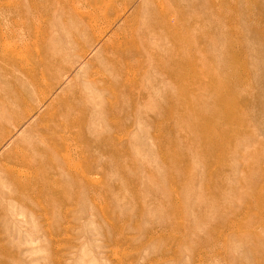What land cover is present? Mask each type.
<instances>
[{
  "label": "rangeland",
  "instance_id": "rangeland-1",
  "mask_svg": "<svg viewBox=\"0 0 264 264\" xmlns=\"http://www.w3.org/2000/svg\"><path fill=\"white\" fill-rule=\"evenodd\" d=\"M158 1L85 37L97 0H0L15 51L65 53L47 102L16 107L30 60H0V264H264V0Z\"/></svg>",
  "mask_w": 264,
  "mask_h": 264
},
{
  "label": "bare ground",
  "instance_id": "bare-ground-1",
  "mask_svg": "<svg viewBox=\"0 0 264 264\" xmlns=\"http://www.w3.org/2000/svg\"><path fill=\"white\" fill-rule=\"evenodd\" d=\"M161 1L162 0H160V3L158 1V3L161 4ZM96 3H98V10L96 12L97 14L96 18H94L92 21H89L87 25H84L87 28L86 30H83V29L81 30V32H83L82 34L85 37L90 35L88 30H90V32L91 30H95V32L98 33V36L104 35L106 31L111 28L112 21L105 24V29L103 28L98 29L96 26L98 25V23H100V20L104 21L105 19L109 18V15H113V14H117L115 16L121 15L122 11H124V9L127 8L128 5L133 3V0H97ZM169 10H170V7L169 5L166 4V6H163V5L161 6L160 12L155 13V14H150L149 16H151V20H150L151 25L159 26V27L160 25H163V24L167 25L168 23H167L166 17L168 15ZM145 17L147 19L148 15ZM78 28L79 29L82 28L80 27V24H78ZM14 37L15 35L13 33L11 34L2 33L0 35V60H3L5 62L6 60L16 57V55L18 54L20 55L25 54L21 58L25 59L26 57V59L30 60V62L25 63V64L17 62V64L20 66L21 76L25 77L28 80L27 85L29 86L25 89L22 88L21 90H16V92L13 91L11 88L9 89L5 88L3 92L6 93L5 97L8 99V101H10V103L6 106V104L3 101H1L0 107L1 108L5 106L6 107H16L17 104L26 102V98H24V96L26 97V95H28L29 93L30 94L27 97L38 96L41 98L40 103H46L48 99V95H49L48 93H50V90L53 89V87L51 86L49 87L47 85L46 77H53L55 75V72L64 68V65L61 63V61L64 58L65 53L55 51L53 53L47 54L45 51H43L42 54H38L37 48L33 50L31 48V45H26V44H23V46L20 47L19 51H15V48H13L12 46L13 44H10V42H8V39L14 38ZM172 38L177 39L179 37L174 36ZM174 41L175 43H177L176 40ZM36 54H37V57L35 56ZM35 57H36V60L34 62ZM171 59L172 61L169 67L170 70L169 68H166L165 65H160V70H164L165 73L168 75L170 84L173 88H177L179 86V87H183V89H185L186 91L191 85V80L189 78V76H191L189 75L191 73V70H189L190 63L187 62V64L184 65L185 67H183L180 65L181 64L180 62H179L180 64L178 63L175 57ZM21 65H24V66H21ZM10 77L15 78V75L12 74ZM213 82H217V80L213 79ZM73 98L75 99V103L72 102L70 104L66 100V104L64 106L62 99H57L59 103L50 104L49 107H59L60 104L63 107L84 106L83 102L80 101L82 100L80 92H77L76 95L74 94ZM181 99L187 102L186 107H198L194 101H188V97L186 94H184L181 97ZM174 100L175 99L171 97L168 103H166V105H162V107H176V103L174 102ZM220 104L224 105V107L226 106L225 103H220ZM0 123H1V119H0ZM189 124L191 128H193L194 132H198V128L201 130V127L199 125L197 126L196 124H192L191 122ZM202 131L203 132L200 135L197 134L195 137L204 139L205 138V127L202 128ZM204 147L206 151L207 141H205ZM205 156L207 157V153Z\"/></svg>",
  "mask_w": 264,
  "mask_h": 264
}]
</instances>
